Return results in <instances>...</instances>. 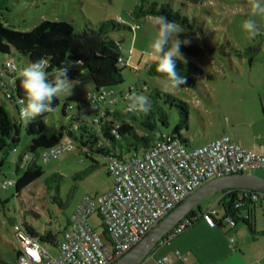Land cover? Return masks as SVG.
I'll use <instances>...</instances> for the list:
<instances>
[{
  "label": "rangeland",
  "instance_id": "374dc122",
  "mask_svg": "<svg viewBox=\"0 0 264 264\" xmlns=\"http://www.w3.org/2000/svg\"><path fill=\"white\" fill-rule=\"evenodd\" d=\"M146 1L158 5L168 3L179 10L187 16L195 34L189 36L180 26L154 16L134 18L131 11L141 0H12L6 10L0 11V22L20 31L30 30L42 20H65L74 24L78 31L96 30L101 22L111 20L126 27L139 25L133 31L121 27L108 33L109 38L121 42L122 53L128 59V66L121 72L123 82L114 89L127 91L134 87L130 98L139 105L144 99H150L154 87H159L185 102L187 112V124L184 125L180 123L183 108L158 101L168 112L167 124H158L156 130L148 132L150 135L172 133L180 124L178 134L187 141L186 148L190 149L230 131H239L242 135L249 133L252 123L260 119L264 106V0ZM165 42L195 43L203 50L192 56L166 49ZM8 56L18 72L36 69L15 50H11L10 55L0 54V60ZM167 56L190 61L202 69L193 86L181 87L147 74L148 65ZM37 72L39 77L43 75L41 69ZM93 90V82L86 71L80 80H64L63 85L51 88L49 92L58 103L46 109L43 117L46 132L58 133L60 126L73 118L83 122L88 133L97 134V127L91 124L93 113L84 99ZM3 93L1 90L0 103H5L14 114ZM64 103L72 107L67 108L65 114L62 112ZM116 106L123 111L126 105L120 99ZM153 113L157 117L156 112ZM88 133L84 139L89 138ZM76 134L80 137L81 131ZM27 144L28 137L22 133L19 150L24 151ZM27 158L28 161H19L18 153L9 150L0 166V185L20 175L16 165L23 169L34 163L42 170L38 179L18 193L15 185L6 189L0 186V259L14 253L18 247L12 232L14 223L30 225L40 233L50 230L57 233L60 240L64 226L82 199L87 196L97 198L111 186L106 159L100 155L95 156L98 165L94 167H90L91 160L76 148L46 161L41 149L37 154L27 153ZM248 172L264 176V169ZM216 195L207 196L200 204H212ZM216 208L222 211L219 205ZM87 223L103 237L104 227L98 212L91 213ZM243 225L242 221L238 222V227ZM43 246L49 253H57L56 245L43 243ZM141 264H150V261L146 258Z\"/></svg>",
  "mask_w": 264,
  "mask_h": 264
},
{
  "label": "trees",
  "instance_id": "16d2710c",
  "mask_svg": "<svg viewBox=\"0 0 264 264\" xmlns=\"http://www.w3.org/2000/svg\"><path fill=\"white\" fill-rule=\"evenodd\" d=\"M11 1L0 0V11L6 10ZM131 14L136 19L154 16L180 26L189 36L195 34L187 16L182 15L179 10L173 9L168 3L158 5L156 2L141 0L131 11ZM121 27L132 31L131 26L126 27L112 20L101 22L96 30L85 28L82 31L76 30L74 24L65 20H42L27 31L16 30L0 22V54L10 55L11 50H15L36 68L31 72H18V68L10 56L0 60V91L3 89L11 91L12 101L9 105L17 114L16 118L9 112L5 103H0V166L6 159L9 150L13 152V149H17L18 160L28 161L27 153L37 154L38 149L43 152L45 149L56 146L60 141H65L91 160L90 167L98 165L95 156L100 155L106 159L107 168L108 160L124 158L131 153L140 152L164 134L162 132L156 135L148 133L156 130L158 124H167L168 112L158 104V101L170 107L183 108V112L180 113L182 114L180 123L187 124L186 103L170 93L161 91L159 87H154L149 94L150 99H144L141 104L136 105L137 108L134 111L125 112L118 109L116 106L118 101L105 110L98 123H95L92 118L91 124L97 127V134L88 133L85 124L83 122L81 124L73 118H70L66 125L60 126L58 133L48 134L46 132L43 122L46 109L58 103L57 99L49 92L51 88L63 85L64 80H80L85 71L93 82V92L103 89L115 90L114 87L123 82L121 72L127 65L121 64L119 58L126 59V56L122 53L121 42L108 37L109 32ZM83 34H91L95 37H83ZM164 47L192 56L199 55L203 50L195 43L165 42ZM248 50H252V48ZM7 60H11L14 69L4 68ZM40 69L43 75L39 77L37 71ZM146 72L149 76L161 77L178 86L191 87L194 85L195 79L202 73V69L190 61L167 56L148 65ZM57 80H60V83ZM133 89L134 87L127 91L131 92ZM123 102L126 105L127 102L124 100ZM128 102L134 104L137 101L130 99ZM87 104L89 105L88 102ZM67 108L70 110L72 107L64 103L63 114ZM21 110L26 112L24 118L21 117ZM91 112L95 116V113ZM153 112H156L157 117ZM179 125L175 126L172 133L178 134ZM78 130L81 131L80 137H77L76 134ZM139 130L145 133L141 134ZM22 133L28 137V144L24 151L19 150ZM87 133L89 138L84 139L83 136ZM66 139L68 140L66 141ZM19 171L21 173L15 179L14 184L17 193L42 174L41 168L34 163L27 164L23 169H19L16 165V172ZM238 190L225 189L221 191L222 193L232 192L223 195L222 198L225 215L229 214L234 219L239 218V209L234 208ZM245 204L254 205L249 198L243 199L241 207ZM193 214L191 211L187 215ZM247 214V218L242 217L241 219L249 231L254 233V225L250 221V210L247 211ZM21 225L37 236L42 244L56 245L59 241L58 234L55 232L48 230L40 233L32 226ZM19 254L17 247L14 249V253L7 254L6 257L0 259V264H16Z\"/></svg>",
  "mask_w": 264,
  "mask_h": 264
},
{
  "label": "built area",
  "instance_id": "2783aa9c",
  "mask_svg": "<svg viewBox=\"0 0 264 264\" xmlns=\"http://www.w3.org/2000/svg\"><path fill=\"white\" fill-rule=\"evenodd\" d=\"M138 26H132V31ZM119 62L128 66L127 58L121 57ZM4 68L14 69V64L7 60ZM131 68L137 71V68ZM57 82L60 83V80ZM3 91L4 98L12 101L11 91ZM130 93V90L113 89L88 92L84 99L95 113L93 121L98 123L105 110L120 99L127 102L123 111H134L137 106L128 102ZM20 112L24 118L25 110ZM186 145L187 142L179 134L164 133L140 152L108 160L107 172L112 179L110 188L97 198H83L76 206L56 243V254L49 253L39 238L21 224L14 223L12 232L20 252L16 264H112L206 181L229 173L264 169V148L261 153L246 150L226 135L194 148L187 149ZM70 150H73L71 144L60 141L56 146L43 150L42 156L46 161ZM13 152L18 150L13 149ZM14 184L15 180H5L0 186L6 189ZM228 193L232 192L227 191L224 195ZM244 198H249L254 204L262 203L264 192L239 189L234 208L240 209ZM95 211L102 220L103 237L87 223V218ZM193 213L182 218L161 242L169 243L191 226L197 217L211 226L216 224L214 215L217 209L214 206ZM219 222L231 227L236 223L229 214L223 215ZM232 242L230 239L231 246ZM168 263L166 257H155L152 262Z\"/></svg>",
  "mask_w": 264,
  "mask_h": 264
},
{
  "label": "crops",
  "instance_id": "0c3cea01",
  "mask_svg": "<svg viewBox=\"0 0 264 264\" xmlns=\"http://www.w3.org/2000/svg\"><path fill=\"white\" fill-rule=\"evenodd\" d=\"M13 116H16L15 111ZM263 117L264 106L260 119L252 123V130L249 133L242 135L234 130L228 132L226 136L246 150L261 153L264 148ZM216 194L212 204L201 205L199 203L193 210L198 212L206 207L216 208V205H219L222 211L216 208L217 213L214 215L216 224L211 226L201 217H197L188 229L173 237L169 243L160 241L148 258L150 264L155 257H166L168 264H264V202L254 205L245 204L241 207L238 212L239 218L235 219L236 223L231 227L219 222L220 218L225 215L222 198L224 193L217 192ZM249 210L254 233L249 231L241 219ZM239 221L243 222L244 227H238ZM230 239L233 240L232 246Z\"/></svg>",
  "mask_w": 264,
  "mask_h": 264
},
{
  "label": "water",
  "instance_id": "95a60500",
  "mask_svg": "<svg viewBox=\"0 0 264 264\" xmlns=\"http://www.w3.org/2000/svg\"><path fill=\"white\" fill-rule=\"evenodd\" d=\"M82 36L95 37L91 34H83ZM225 189H250L264 192V176L250 172H236L206 181L161 218L140 241L112 264H141L152 255L153 250L158 246L164 235L188 213L197 208L202 200Z\"/></svg>",
  "mask_w": 264,
  "mask_h": 264
}]
</instances>
